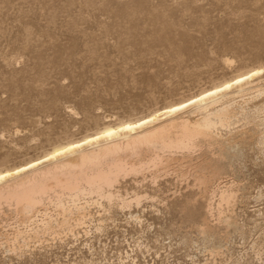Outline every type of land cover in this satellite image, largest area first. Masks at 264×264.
Returning <instances> with one entry per match:
<instances>
[{
	"label": "rangeland",
	"instance_id": "374dc122",
	"mask_svg": "<svg viewBox=\"0 0 264 264\" xmlns=\"http://www.w3.org/2000/svg\"><path fill=\"white\" fill-rule=\"evenodd\" d=\"M263 64L264 0H0V171ZM240 95L215 131L233 147L210 187H232V205L207 214L194 169L220 149L205 143L168 172L120 177L122 198L89 206L73 231L14 241L26 224L4 205L0 264H264V92ZM135 192L147 197L122 208ZM207 224L219 257L203 247Z\"/></svg>",
	"mask_w": 264,
	"mask_h": 264
},
{
	"label": "bare ground",
	"instance_id": "6f19581e",
	"mask_svg": "<svg viewBox=\"0 0 264 264\" xmlns=\"http://www.w3.org/2000/svg\"><path fill=\"white\" fill-rule=\"evenodd\" d=\"M261 68L264 64L149 115L116 124L108 123L100 130L54 147L40 157L0 171V176H4L0 179V209L4 205L13 206L26 224L23 230H17L14 241L22 239L25 242L32 235L39 237L41 232H55L62 228L73 231L76 226L87 223L89 206L96 204L103 207V201L109 204L121 197L116 189L120 177L146 170L168 172L173 161L190 160L186 157L191 158L205 143H217L219 156H206L194 169L195 180L207 191L220 179L226 166L229 168L223 159L233 147L230 137H219L215 131L229 128L233 123L235 108L232 100L236 95L254 89L264 92ZM196 112H199L198 116L194 115ZM17 168L23 171L17 172ZM183 169L180 170L182 176L185 173ZM7 172L13 175L6 176ZM211 190L213 199L210 196V201H207V214H212L214 205H218L217 209L224 204L232 205L235 199L232 187L226 185ZM146 194L135 192L129 200L122 199L120 206L139 205L147 197ZM210 227H204V231L201 228L202 244L205 251L208 250L215 258L222 255L225 246L221 244V238L219 240L212 232L211 235L207 233L214 231ZM256 253L258 259L263 260V253ZM237 264L251 262L243 258Z\"/></svg>",
	"mask_w": 264,
	"mask_h": 264
},
{
	"label": "snow or ice",
	"instance_id": "6c2138e0",
	"mask_svg": "<svg viewBox=\"0 0 264 264\" xmlns=\"http://www.w3.org/2000/svg\"><path fill=\"white\" fill-rule=\"evenodd\" d=\"M260 72L261 73H264V68H261L260 69ZM256 73H253V75H255ZM29 167H32V165H29ZM20 171H23V169H19V168H17V172H20ZM5 175L6 176H11V175H13V173H11V172H7V173H5ZM0 179H4V176H0Z\"/></svg>",
	"mask_w": 264,
	"mask_h": 264
}]
</instances>
